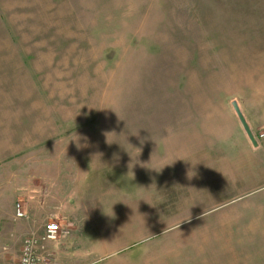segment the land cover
Listing matches in <instances>:
<instances>
[{"label": "rangeland", "instance_id": "374dc122", "mask_svg": "<svg viewBox=\"0 0 264 264\" xmlns=\"http://www.w3.org/2000/svg\"><path fill=\"white\" fill-rule=\"evenodd\" d=\"M253 96L264 99V0H0V192L6 191L5 198L26 191L36 196L42 191L32 181L56 177L62 161L65 172L78 155L81 161L73 165L80 176L95 178L90 161L98 131L148 134L135 137L136 149L142 138L143 158L162 154L156 164L179 167L181 190L189 166L198 171L202 159L207 161L200 148L205 138L215 143L228 133L236 139L235 131L222 130L237 123L234 101L257 126ZM256 126L263 142L264 127ZM62 142L81 151L54 147ZM160 143L168 151L145 146ZM213 155V171L225 170L226 159ZM108 171L114 181L126 178L125 185H115L120 190L115 212L127 210L123 198L142 199L132 174ZM225 171L218 193L214 183L198 192L205 189L198 173L196 193L185 190L174 193L176 198L156 194L154 177L144 173L142 229L128 226L130 218L109 231L101 226L105 214L89 216L104 246H87L97 237L87 230L83 245L75 248L47 243L48 264H71L66 259L77 252L88 253L83 264H139L142 252L143 264H264V216H254L243 204L264 203V183L254 185L262 190L246 200L230 203V195L243 191L238 184L243 181L232 165ZM152 203L163 207L156 212ZM54 220L68 231L63 238L69 236V227ZM139 220L135 216L131 222ZM254 222L258 233L251 230ZM126 244L130 247L123 250Z\"/></svg>", "mask_w": 264, "mask_h": 264}, {"label": "crops", "instance_id": "0c3cea01", "mask_svg": "<svg viewBox=\"0 0 264 264\" xmlns=\"http://www.w3.org/2000/svg\"><path fill=\"white\" fill-rule=\"evenodd\" d=\"M236 102L242 111L241 103L238 100H236ZM263 102L264 99L260 97L259 99L255 96L252 97V113L255 115L257 126L260 128L264 127ZM243 115L249 124L252 133L256 136V132L254 131V126H256L255 122L254 124H251L244 113ZM236 120L237 123H234L233 121V127L231 129H222L227 132L235 131L236 139H233V137H231L233 135H228V133H226L227 136L225 138L220 139V141H216L215 143L212 141L211 136L204 139L200 148L203 153L202 158H207V161L206 159H202L203 166L198 171L195 169V166H189V170H187L188 173H183V178H185V180L183 179L184 183L181 190L179 188L181 182L179 167L172 165L173 167L169 170V167L164 164H156L155 160H157V162L158 159L162 160V154H144L145 157L143 158L144 145L142 138L138 139V142L140 143L138 144L139 146H137L138 149H136V143H134L135 137L148 134H143V131H138L139 133L133 131H98V133H95L96 138L93 139V141H97V144L96 142L92 144L93 154L91 155L92 159L90 161L91 168L98 174L95 175V178L88 179L80 176L81 169L79 167L75 168L73 165V163L78 164V161H81V155H78L75 158L77 160L68 161L65 172L62 168V161L60 163V174L56 177H50L49 179L45 178L42 183L37 180L32 181V184L37 186L34 189H39V191H42L43 193L38 192L35 193L36 196H33L32 193L26 191L25 193L12 194L10 197L5 198V195L3 194H6V191L0 192V264L16 262L19 258L24 240L32 236L43 234L45 226L55 218H58L63 226H68L70 229L69 236L62 238L59 241L60 246L65 249L83 245L82 240L87 230L95 232L97 236L93 238L94 240H92L89 245L86 243L87 246L97 248L99 243L103 245V239H98L99 235L96 233L100 231L99 227L93 225L92 220L88 218L92 215H98L100 212L105 214L107 217L106 219H108L101 225L104 229L106 228L110 231V229H113L111 228L112 226L117 224L122 225L125 222H128L130 218L132 221V218L135 216H137V220L140 219V222L137 221L132 223L130 221L128 226L140 227V229H142L144 173H150L151 176L154 177L151 185L158 188L156 194L160 195L164 193L168 196L167 193H169L173 198L174 193H176L175 196H178L181 191L185 190H187V193L189 194L196 193L193 184L196 182L195 176L198 173H202L204 182L203 187H205V189L202 188L203 190L198 192H202L203 194L211 190L210 184L214 183L213 191L216 190L218 193L221 190V186L219 185L222 181H225L228 176L225 170H231L232 165L237 171V177L243 181L238 183L241 184V189H243V191L237 192L235 190L237 194L233 193L234 196L230 195V199H233L230 203L246 200L245 198L251 193L262 190V188H258L257 186L261 182V185L264 183V141L259 142L258 140V147H254L245 133L239 118ZM206 133L207 131H204L203 136H206ZM98 135L100 138H98ZM117 136L121 137L116 138ZM133 136L134 138H132ZM64 141L66 142V140ZM145 146L152 150L155 149L160 153L168 151L167 149L169 148L167 144L163 143L155 145L147 144ZM174 146L177 147L178 145H173V147ZM54 147H59V151H65L67 153L81 151L79 145H74L72 143L64 144V142H62L54 145ZM164 147H166V150ZM214 152H216L220 159H226L222 165L225 170H220L218 173L213 171V165L215 164L213 163V159L215 158V155H213ZM245 156L246 160H243ZM172 159H174L173 156ZM235 160H237V162H235ZM121 168L124 169V172L132 174L134 179H137V182L139 180L138 193L142 199L134 201L132 199L130 200V197L123 198L127 210L115 212L113 205L115 203L117 192L120 191L115 185L118 183L125 185L126 178L115 177L119 181H114V179L106 177L105 174L107 173V169L111 171L112 169L121 170ZM207 170H211L213 173ZM152 172H154L155 175L152 174ZM160 175L163 176L159 178ZM246 184L251 185L248 187V190L245 189L247 186ZM90 195H93V198L89 200L88 197ZM260 197L264 198V193L260 195ZM21 202L24 204H21ZM246 203L249 202H243L244 210H251L253 215L257 217L264 216V203L259 201H256L254 204L249 203L252 208L245 207V205H249ZM158 204L159 203H152L156 212V208L163 207L162 204L160 206H158ZM17 205H19L22 211L26 214L25 218H18L16 216ZM131 208L135 209L134 212H132ZM171 208L174 209V205L171 206ZM237 210H239L237 214L242 216L240 209L237 208ZM175 213L177 212H174V214ZM183 214L186 213L184 212ZM258 223L259 222H254L251 228L252 231L257 233L258 229L256 224ZM110 224L112 225L108 227ZM182 226H184V224H181L174 229L180 230ZM129 247L130 246H127L126 244L122 249L125 250ZM49 252L50 251L47 247L45 253L51 256V253ZM121 252L122 250H118L112 254L117 255ZM83 256L89 257L88 253L84 255L82 252H77L76 257H67L66 261L71 264H76L78 262L79 264H83L81 261V257ZM141 256L139 264H143V252Z\"/></svg>", "mask_w": 264, "mask_h": 264}, {"label": "built area", "instance_id": "2783aa9c", "mask_svg": "<svg viewBox=\"0 0 264 264\" xmlns=\"http://www.w3.org/2000/svg\"><path fill=\"white\" fill-rule=\"evenodd\" d=\"M17 217H26L19 205L17 206ZM65 235H68V231L64 230L57 221H51L46 225L40 237L32 236L24 240L18 260L9 264H48L50 255L45 253L47 243L58 242Z\"/></svg>", "mask_w": 264, "mask_h": 264}, {"label": "water", "instance_id": "95a60500", "mask_svg": "<svg viewBox=\"0 0 264 264\" xmlns=\"http://www.w3.org/2000/svg\"><path fill=\"white\" fill-rule=\"evenodd\" d=\"M232 106H233V108H234V110H235V112H236V114H237V116L239 118V121H240L243 129L245 130V133L247 134L249 140L251 141L252 145L254 147H258V143H257V141L255 139V136L253 135V133H252L250 127H249V124L247 123V121H246L241 109L239 108L237 102L234 101L232 103Z\"/></svg>", "mask_w": 264, "mask_h": 264}]
</instances>
